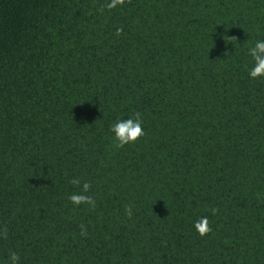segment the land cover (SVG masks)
Here are the masks:
<instances>
[{
    "label": "trees",
    "instance_id": "1",
    "mask_svg": "<svg viewBox=\"0 0 264 264\" xmlns=\"http://www.w3.org/2000/svg\"><path fill=\"white\" fill-rule=\"evenodd\" d=\"M110 2L0 0V264H264V0Z\"/></svg>",
    "mask_w": 264,
    "mask_h": 264
},
{
    "label": "clouds",
    "instance_id": "2",
    "mask_svg": "<svg viewBox=\"0 0 264 264\" xmlns=\"http://www.w3.org/2000/svg\"><path fill=\"white\" fill-rule=\"evenodd\" d=\"M130 2V0H128ZM125 0H111L107 5L109 9L116 6H123ZM123 29L118 28L116 35L122 34ZM234 38L235 37H229ZM248 54L252 57L254 61V67L250 70V77L252 79H257L264 77V40H258L254 46L248 49ZM110 131L113 134L114 147L119 149L123 148L125 145L135 144L142 137L145 136V131L143 128V116L140 112H134L130 117L126 119H118L115 123L111 125ZM69 183L77 188L78 192H73L69 195L68 199L74 206L86 205L89 210L94 211L96 208V199L91 195L92 185L88 181H81L79 177H74L69 180ZM219 209L212 208L211 213L216 215ZM125 216L131 219L133 217V206L131 204L126 205ZM80 235L87 237V227L84 224H80ZM193 227L197 230L200 236H206L213 231L208 218L200 217L198 220L194 221ZM8 238V228L6 225H0V239ZM21 257L15 251L9 253L8 264H20Z\"/></svg>",
    "mask_w": 264,
    "mask_h": 264
}]
</instances>
